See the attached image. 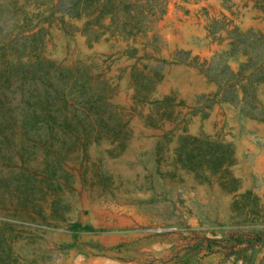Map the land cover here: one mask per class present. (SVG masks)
Returning a JSON list of instances; mask_svg holds the SVG:
<instances>
[{
    "label": "rangeland",
    "instance_id": "obj_1",
    "mask_svg": "<svg viewBox=\"0 0 264 264\" xmlns=\"http://www.w3.org/2000/svg\"><path fill=\"white\" fill-rule=\"evenodd\" d=\"M39 2L0 0L3 30L19 23L35 32L28 42L43 59L105 80L125 137L100 138L69 157L73 179L52 209L43 205L46 220H20L11 204L0 211L10 227L6 263L264 264V0H163L161 19L134 41L94 39L86 18ZM156 65L161 78L133 98L132 70L154 80ZM249 74L244 94L238 85ZM165 96L175 118L163 122L155 101ZM183 130L232 146L235 192L222 175L200 181L180 165L174 149Z\"/></svg>",
    "mask_w": 264,
    "mask_h": 264
},
{
    "label": "trees",
    "instance_id": "obj_2",
    "mask_svg": "<svg viewBox=\"0 0 264 264\" xmlns=\"http://www.w3.org/2000/svg\"><path fill=\"white\" fill-rule=\"evenodd\" d=\"M39 3L71 17L86 18L83 30L93 24L94 39L104 36L132 41L143 39L152 24L161 19L164 5L163 0H41ZM4 27L7 24L0 20V211L11 204L13 214L20 220L23 217L46 220L43 205L52 209L59 200L63 183L73 179L71 168L66 166L69 157L86 154L87 146L100 138L121 144L126 122L112 109L105 93L108 87L105 80L93 81L84 69L57 66L43 59L34 50L33 39L28 42L35 32L24 33L27 30L19 23L11 29L3 30ZM156 38L154 32L148 42L152 45ZM139 43L144 50L146 42ZM260 57L259 72L264 70V52ZM150 71L154 80L136 69L130 73L133 98L145 97L161 78L157 65ZM205 73L217 81L208 70ZM139 74H142L140 79ZM251 78V74L245 76L238 85L244 94ZM221 85L228 88L234 82L227 77ZM155 103L163 104L162 110L155 106L158 119L166 122L175 118L170 96ZM150 123L154 125L153 121ZM174 151L180 165L196 179L209 181L212 176L222 175L223 188L228 192L237 190V179L229 171L234 163V151L229 143L192 136L183 130ZM13 165L6 173L5 168ZM8 227L0 219V264H7L4 254L9 252L5 236Z\"/></svg>",
    "mask_w": 264,
    "mask_h": 264
}]
</instances>
